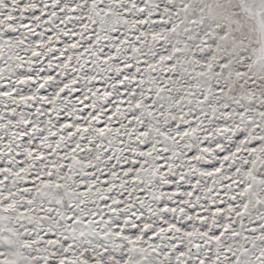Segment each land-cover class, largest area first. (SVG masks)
I'll return each mask as SVG.
<instances>
[{"label": "snow or ice", "instance_id": "1", "mask_svg": "<svg viewBox=\"0 0 264 264\" xmlns=\"http://www.w3.org/2000/svg\"><path fill=\"white\" fill-rule=\"evenodd\" d=\"M0 264H264V0H0Z\"/></svg>", "mask_w": 264, "mask_h": 264}]
</instances>
